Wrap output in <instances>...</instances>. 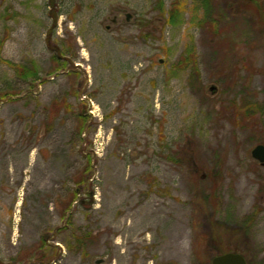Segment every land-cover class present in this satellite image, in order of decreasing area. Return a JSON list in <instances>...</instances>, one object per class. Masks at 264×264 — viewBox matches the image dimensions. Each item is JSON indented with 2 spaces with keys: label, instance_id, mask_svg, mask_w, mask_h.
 Instances as JSON below:
<instances>
[{
  "label": "rangeland",
  "instance_id": "obj_1",
  "mask_svg": "<svg viewBox=\"0 0 264 264\" xmlns=\"http://www.w3.org/2000/svg\"><path fill=\"white\" fill-rule=\"evenodd\" d=\"M0 39V264H264V0H0Z\"/></svg>",
  "mask_w": 264,
  "mask_h": 264
},
{
  "label": "water",
  "instance_id": "obj_2",
  "mask_svg": "<svg viewBox=\"0 0 264 264\" xmlns=\"http://www.w3.org/2000/svg\"><path fill=\"white\" fill-rule=\"evenodd\" d=\"M126 19L130 18V15L127 13ZM113 22H115L113 20ZM215 87L211 86L210 90H213ZM250 155L253 159L257 160L261 165L264 164V144H256L250 151ZM103 262V259H95L94 263L100 264ZM211 264H247L244 256L236 252H226L219 255H215L211 259Z\"/></svg>",
  "mask_w": 264,
  "mask_h": 264
},
{
  "label": "trees",
  "instance_id": "obj_3",
  "mask_svg": "<svg viewBox=\"0 0 264 264\" xmlns=\"http://www.w3.org/2000/svg\"><path fill=\"white\" fill-rule=\"evenodd\" d=\"M1 45H2V39H0V48H1ZM1 60V58H0ZM10 67H12L15 72L17 73V75L20 77V78H23V79H26L28 78V76H35L36 72L35 71H32V70H29L27 69L25 66H21V65H14L8 61H5ZM0 97H4V95H2V92L0 91ZM262 110V113H264V107L261 108Z\"/></svg>",
  "mask_w": 264,
  "mask_h": 264
},
{
  "label": "flooded vegetation",
  "instance_id": "obj_4",
  "mask_svg": "<svg viewBox=\"0 0 264 264\" xmlns=\"http://www.w3.org/2000/svg\"><path fill=\"white\" fill-rule=\"evenodd\" d=\"M264 144V143H263ZM264 165V164H263Z\"/></svg>",
  "mask_w": 264,
  "mask_h": 264
}]
</instances>
